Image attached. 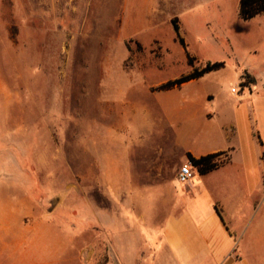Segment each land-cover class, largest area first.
<instances>
[{
    "label": "rangeland",
    "instance_id": "obj_1",
    "mask_svg": "<svg viewBox=\"0 0 264 264\" xmlns=\"http://www.w3.org/2000/svg\"><path fill=\"white\" fill-rule=\"evenodd\" d=\"M238 11V0H0V231L13 234L5 263L163 262L164 192L102 175V141L122 126L132 138L159 135L149 125L164 119L160 98L186 91L152 88L190 72L187 53L200 69L225 62L204 82L215 109L250 94L236 70L263 53L264 21ZM252 205L254 231L263 190ZM252 252L251 264H264V249Z\"/></svg>",
    "mask_w": 264,
    "mask_h": 264
},
{
    "label": "crops",
    "instance_id": "obj_2",
    "mask_svg": "<svg viewBox=\"0 0 264 264\" xmlns=\"http://www.w3.org/2000/svg\"><path fill=\"white\" fill-rule=\"evenodd\" d=\"M252 20L264 21V16ZM217 71L171 90L184 89L181 96L160 98L164 119L149 125L159 135L149 133L148 140L132 138L129 128L122 126L116 136L102 141V175H134L135 184L142 186L133 190L164 192V198L156 202V206L169 208L160 237H155L162 240L166 253L161 264H251L252 249H264V218L261 227L254 231L249 227L252 198L264 191V133L259 129L264 104L257 102L264 93V51L250 65L236 70L241 78L246 75L255 80L243 86L250 94L237 96L236 102L223 109H215V97L204 87ZM209 154H218L216 170L201 174L192 163V181L179 182L180 167L192 162L189 156L199 159ZM9 235L13 238L12 232L0 231V264H7L3 258H10Z\"/></svg>",
    "mask_w": 264,
    "mask_h": 264
},
{
    "label": "trees",
    "instance_id": "obj_3",
    "mask_svg": "<svg viewBox=\"0 0 264 264\" xmlns=\"http://www.w3.org/2000/svg\"><path fill=\"white\" fill-rule=\"evenodd\" d=\"M239 17L244 21H249L257 16L263 15L264 16V0H239ZM173 29L176 32L177 39L182 44L184 50L187 52L186 41L185 38L180 33V25L178 19L175 18L173 21ZM187 58L189 64L192 66V70L187 72L183 75L176 77L175 79H171L167 82H164L158 86L152 88V90L159 92H166L171 91L175 88L182 86L184 83L190 82L192 80L198 79L204 76L206 73L217 71L224 67V62H215L209 63L206 67L197 68L195 66L196 58L191 54L187 53ZM255 82L254 79H250L248 76L245 75V81L241 84L243 86L248 85L250 83ZM218 154H209L203 156L199 159H195L192 156H189V159L192 163L198 167V170L201 174H207L211 171H214L218 168L219 163L215 162V158Z\"/></svg>",
    "mask_w": 264,
    "mask_h": 264
},
{
    "label": "built area",
    "instance_id": "obj_4",
    "mask_svg": "<svg viewBox=\"0 0 264 264\" xmlns=\"http://www.w3.org/2000/svg\"><path fill=\"white\" fill-rule=\"evenodd\" d=\"M233 93H238V89L232 88ZM195 176V172L193 170L192 162H187L180 167L179 173L177 175V179L182 184H187L192 181Z\"/></svg>",
    "mask_w": 264,
    "mask_h": 264
}]
</instances>
